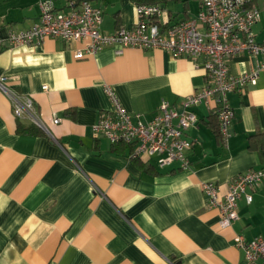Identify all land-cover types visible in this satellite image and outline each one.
<instances>
[{"label": "crops", "instance_id": "obj_1", "mask_svg": "<svg viewBox=\"0 0 264 264\" xmlns=\"http://www.w3.org/2000/svg\"><path fill=\"white\" fill-rule=\"evenodd\" d=\"M40 1L69 14L67 0H0V77L19 96H30L44 131L13 116L0 92V264H248L234 237L264 238V184L248 188L250 204L237 201V220L219 227L202 184L219 198L237 175L264 167V73L243 94H230L231 137L217 134L214 103L193 109L197 123L183 139L189 169H158L156 159L132 158L91 127L111 109L109 86L136 122L150 121L162 101L177 111L206 82L203 58H177L162 50L104 48L76 60L85 43L45 38L13 47L9 32L39 21ZM103 13L100 31L113 34L137 22L132 0H89ZM171 2L182 8L172 9ZM252 27L264 44V0ZM164 26L195 18L200 0H165ZM255 60L232 58L231 75L249 72ZM46 87V90L43 88ZM58 120L57 124L54 121Z\"/></svg>", "mask_w": 264, "mask_h": 264}, {"label": "built area", "instance_id": "obj_2", "mask_svg": "<svg viewBox=\"0 0 264 264\" xmlns=\"http://www.w3.org/2000/svg\"><path fill=\"white\" fill-rule=\"evenodd\" d=\"M200 2L201 8L195 18L172 26H164L161 22L164 11L159 4H135L136 24L130 29L120 28L107 35L100 31L103 13L91 2L67 0L66 5L71 11L65 14L55 10L51 1H40L38 23L27 30L9 32L6 40L13 47L39 45L45 38L60 39L66 43L83 42L85 47L76 52V60L94 56L109 47L116 48L117 53L125 48H134L162 50L174 59L203 58L206 82L200 90L183 100L181 111L162 101L150 121L142 122L136 116L137 121L133 122L112 88L104 86L111 109L91 127L94 136L101 135L113 145L130 146L132 158L156 159L158 169L177 163L180 170L186 171L189 161L185 151L189 149V143L183 135L197 123L193 109L201 104L214 103L218 133L221 142L226 145L234 119L228 96L243 94L249 86H255L260 74L264 73V44L258 43L252 32V27L260 20L259 9L249 5L250 0ZM244 55L255 60L254 68L241 75H231L229 61ZM0 92L10 101L17 120L27 119L58 144L41 122L30 96L23 97L12 92L3 77H0ZM57 123L58 120H55L54 124ZM261 184H264V167L235 176L222 199L215 184H202L209 206L219 212L221 229L231 227L237 220V201L242 196L247 204L251 203L252 197L246 194V190ZM234 243L243 252L248 264H264V238L246 241L236 235Z\"/></svg>", "mask_w": 264, "mask_h": 264}, {"label": "trees", "instance_id": "obj_3", "mask_svg": "<svg viewBox=\"0 0 264 264\" xmlns=\"http://www.w3.org/2000/svg\"><path fill=\"white\" fill-rule=\"evenodd\" d=\"M78 1H80V0H78ZM87 1H89V0H87ZM133 1V3L134 4H162L165 0H132ZM253 0H250V2H249V5H251L250 3L252 2ZM215 117V116H214ZM215 119H216V117H215ZM216 123H217V119H216ZM32 127H33V129L31 128V129H29V130H20L21 128H19V131L20 132H34V131H36V129L37 130H39L38 128H36L35 126H33L32 125ZM37 132V131H36ZM39 132H41V130H39ZM217 134H218V137H220L219 136V133H218V123H217Z\"/></svg>", "mask_w": 264, "mask_h": 264}, {"label": "rangeland", "instance_id": "obj_4", "mask_svg": "<svg viewBox=\"0 0 264 264\" xmlns=\"http://www.w3.org/2000/svg\"><path fill=\"white\" fill-rule=\"evenodd\" d=\"M258 2H259V6L261 7L262 6V4H261V0H258ZM169 6H171V8L172 9H176V7L178 6V8L179 9H181L182 8V4L181 3H175V2H171V4H169Z\"/></svg>", "mask_w": 264, "mask_h": 264}]
</instances>
